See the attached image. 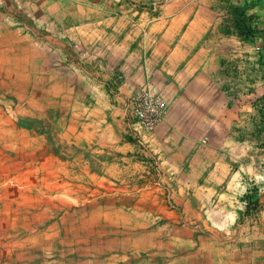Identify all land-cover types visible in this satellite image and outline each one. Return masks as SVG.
<instances>
[{"label": "crops", "instance_id": "0c3cea01", "mask_svg": "<svg viewBox=\"0 0 264 264\" xmlns=\"http://www.w3.org/2000/svg\"><path fill=\"white\" fill-rule=\"evenodd\" d=\"M136 1L0 0V264H264V0Z\"/></svg>", "mask_w": 264, "mask_h": 264}, {"label": "built area", "instance_id": "2783aa9c", "mask_svg": "<svg viewBox=\"0 0 264 264\" xmlns=\"http://www.w3.org/2000/svg\"><path fill=\"white\" fill-rule=\"evenodd\" d=\"M166 108L163 94L155 88H146L127 100L128 125L131 133L142 139L153 130Z\"/></svg>", "mask_w": 264, "mask_h": 264}, {"label": "rangeland", "instance_id": "374dc122", "mask_svg": "<svg viewBox=\"0 0 264 264\" xmlns=\"http://www.w3.org/2000/svg\"><path fill=\"white\" fill-rule=\"evenodd\" d=\"M109 1L115 5L116 10L119 12L122 10H126V9H131L132 11L136 12V10H143L146 7L154 5L151 3L144 4V3L140 2V1H136V0H109ZM65 6L71 7V8L74 7L73 2H72V4H70V6H67L66 4H65ZM59 8L60 9L58 11V16L54 17V22H53L54 25L59 24V21H61L60 14H61L62 7H59ZM21 17H24V16H21ZM23 19L29 22V19L27 17H24ZM23 27H24V25H23ZM25 28H27V27L25 26ZM26 30L29 31V29H26ZM55 44L58 47L63 48L64 52H66V53L69 52V59H70L71 65H73V67L74 66L78 67L76 65V63H77V58H78L80 52H79L78 46L76 45V42H73L72 40H69V42H67L66 40L59 39L58 42ZM261 57L262 58L264 57V52L261 53ZM262 72H264V68H262ZM126 106H127V101H126ZM127 121H129V118ZM43 130L44 129H42V131Z\"/></svg>", "mask_w": 264, "mask_h": 264}, {"label": "trees", "instance_id": "16d2710c", "mask_svg": "<svg viewBox=\"0 0 264 264\" xmlns=\"http://www.w3.org/2000/svg\"><path fill=\"white\" fill-rule=\"evenodd\" d=\"M233 11L236 14L235 26L237 34L242 40H251L263 32L253 25L254 16L246 13L245 6H235ZM255 202H253V207L256 206ZM247 204L250 205V202Z\"/></svg>", "mask_w": 264, "mask_h": 264}]
</instances>
